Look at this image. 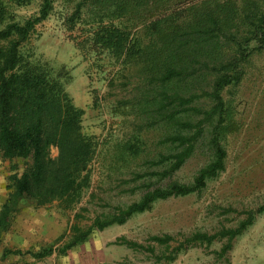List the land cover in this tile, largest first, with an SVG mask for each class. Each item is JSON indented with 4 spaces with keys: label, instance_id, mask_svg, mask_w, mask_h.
<instances>
[{
    "label": "rangeland",
    "instance_id": "1",
    "mask_svg": "<svg viewBox=\"0 0 264 264\" xmlns=\"http://www.w3.org/2000/svg\"><path fill=\"white\" fill-rule=\"evenodd\" d=\"M39 4L40 0H31L13 7L15 22L22 24L35 16ZM223 5L230 12L226 33L233 36L227 44L243 72L240 81L222 93L226 112L218 140L226 153L224 169L199 192L156 201L122 225L93 230L85 243L99 248L110 261L107 264H264V212L256 213L264 207V25L259 27L264 24V0H55L49 16L23 42L22 51L54 70H64L65 91L83 111L82 132L93 144L90 184L69 210L57 203L37 207L20 199L10 214L12 228L0 233L5 250L21 245L18 240L28 235L21 231L25 226L34 235L30 240L36 246L30 249L51 248L54 258L48 260L49 255L44 261L58 264L62 255L57 251L69 241L73 228L87 230L94 218L113 215L116 208L137 202L147 190L193 183L213 160L210 140L218 118L204 124L193 155L176 172L162 178L152 174L163 170L151 163L172 152L162 141L174 130L161 117L168 105L160 103L148 53L164 48L168 34L157 38L152 24L190 7L192 12L211 13ZM115 30L127 34L130 45L138 44L143 53L117 56L98 42L106 31L113 35ZM238 45L251 49L245 59L239 58ZM219 49L206 50L215 57ZM191 64L198 67L192 60ZM211 80L207 77L200 87L208 91ZM190 86L180 84L181 89L175 90L186 94ZM195 90L200 93L198 87ZM213 104L201 97L196 105L209 110ZM178 118L186 120L187 115ZM56 156L57 150L51 148L50 157ZM30 164V160L4 158L0 152V206L12 193L9 177L21 175ZM250 212L251 225L231 240L184 244L195 233L236 229ZM164 236L172 240L158 244L151 239ZM122 239L143 249L129 248ZM81 248L80 244L76 251ZM177 248L168 261L166 257Z\"/></svg>",
    "mask_w": 264,
    "mask_h": 264
},
{
    "label": "trees",
    "instance_id": "2",
    "mask_svg": "<svg viewBox=\"0 0 264 264\" xmlns=\"http://www.w3.org/2000/svg\"><path fill=\"white\" fill-rule=\"evenodd\" d=\"M30 1L0 0V152L7 159L31 161L21 175L9 177L12 193L0 213L1 230L8 226L10 214L20 199L31 200L37 207L57 203L62 210H69L90 184L89 162L93 144L82 132L83 111L74 106L65 91L64 70H54L22 51L23 42L29 38L35 26L49 16L55 0H40L39 11L35 16L22 24L15 22L11 9ZM226 7L223 5L218 8V12L211 10V13L192 12L193 8L190 7L184 13L157 19L152 24L155 35L158 38L168 34L167 40L164 41V48H154L148 52L151 57V77L158 83L156 90L160 91L162 97L160 103L168 105L161 117L174 127L172 133L162 141L172 152L160 154L151 163L163 168L152 174L162 178L176 172L193 155L203 135L204 124L213 121L216 116L218 119L212 128L210 140L214 150L213 160L198 172L190 185L172 183L166 188L147 190L137 202L125 208H116L113 215L94 218L87 230L73 228L69 241L57 251L60 255L86 242L93 230L103 231L113 225H122L132 216L147 211L156 201L199 192L205 187L206 181L224 169L226 153L218 140L226 112L222 93L227 87L237 84L243 73L234 50L227 44L233 36L226 33L229 22L227 14L230 13ZM104 34L98 37V42L106 49L115 51L117 56L143 53L138 44L130 45L128 35L124 32L115 30L113 35L107 31ZM223 45L227 50L221 48ZM214 46L220 49L215 57H210L206 49ZM238 48L239 58L243 59L251 51L243 45ZM191 60L198 65L197 68L192 66ZM209 76H212V80L209 90L205 91L200 86ZM180 84H190L189 92L181 94L175 90L181 89ZM197 87L200 93L195 90ZM201 97L213 101L209 110L197 107ZM181 114L187 115L186 120L178 118ZM199 115L203 117L191 120L193 116ZM51 148L57 150L55 158L50 157ZM261 212H264V207L256 211ZM253 217L250 212L236 229L222 230L213 235L195 233L186 238L184 244L209 245L224 237L231 240L251 225ZM151 239L158 244H167L172 237ZM121 241L129 248L143 249L142 245L125 239ZM178 250L171 251L166 259L172 261ZM52 253L51 248H45L37 254H28L41 259Z\"/></svg>",
    "mask_w": 264,
    "mask_h": 264
},
{
    "label": "crops",
    "instance_id": "3",
    "mask_svg": "<svg viewBox=\"0 0 264 264\" xmlns=\"http://www.w3.org/2000/svg\"><path fill=\"white\" fill-rule=\"evenodd\" d=\"M2 209L3 206H0V213ZM12 220L13 219L11 218L5 230L0 229V233L8 232L7 230L12 228ZM23 228H21V231L23 230L24 233H28V235L24 234L20 238L21 240H18L21 245L17 246V248L5 250L6 241L3 240L2 243L1 240L0 264H47V263L49 264L50 262L45 263L44 261L45 257L41 259H36L31 256V254H37L39 253V251H37V249H30L31 247L36 246L34 240L33 239L32 241L30 240L31 239L30 237H33L34 235H32V231H30V229L29 231H27L25 229V226ZM18 241L16 243H18ZM77 247H80V245L71 248L65 254L60 256V258L58 259V264H107L110 262L108 258L105 255H103V252L99 248H91L89 247V245H86L85 242L81 244L82 247L81 251L80 250L76 251ZM89 248H90V252L87 251ZM7 252H12V253H7ZM15 252H21L22 254L20 255L15 254ZM52 258H54L53 254L49 256L48 260H52Z\"/></svg>",
    "mask_w": 264,
    "mask_h": 264
}]
</instances>
